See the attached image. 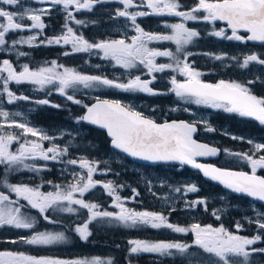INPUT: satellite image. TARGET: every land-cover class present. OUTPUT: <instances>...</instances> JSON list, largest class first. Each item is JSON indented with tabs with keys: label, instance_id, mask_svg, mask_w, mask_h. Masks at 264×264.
I'll use <instances>...</instances> for the list:
<instances>
[{
	"label": "snow or ice",
	"instance_id": "6c2138e0",
	"mask_svg": "<svg viewBox=\"0 0 264 264\" xmlns=\"http://www.w3.org/2000/svg\"><path fill=\"white\" fill-rule=\"evenodd\" d=\"M32 3L60 6L66 13L63 34L55 37H45L40 41L41 45H71L72 52H65L64 55L87 53L97 55L102 60L114 62L115 66H120L129 75L127 82H120L118 78L110 79L106 75H90L81 73L76 68H69L53 60L45 62L35 70L30 69L29 65H20L17 72L13 63L9 59L0 62V119L11 120L7 124L8 128L22 130V135L6 134L4 124H0V228L12 226L16 230H27L31 235H21L17 239L8 241L13 244L27 246H55L66 242L67 237L64 231H36L38 217L31 215L32 211L37 212L39 218L53 227H63L60 220L54 219L53 214L68 213L77 214L79 206L81 209L88 210L89 220L82 226L77 225L72 230L79 235L82 240H87L91 235L88 224L100 222L123 225L128 228L150 227L152 229H168L178 234H193L191 244L180 242H149L145 240H130L129 254H159L165 257L179 256L186 258L189 249L198 248L204 253L215 257L216 264H233L234 260H240L241 264H251L250 257L257 252L264 254V249H253L248 251V246L255 245L257 242H264L260 234L253 237H245L233 234L223 226L213 227L212 225L201 226L194 223L189 227H182L168 222L169 217L163 213L154 211H136L125 207L126 198H121L117 192V187L113 181L100 182L94 180V173H97V165L86 159L61 160L69 148L72 141L61 148L56 143L57 139H63L71 133L60 132L59 136H50L41 129L28 126V122L17 123L15 117L21 116L20 112L10 113L4 111L5 101L2 99L7 96L6 103L24 101L38 105H48L47 99L32 101L28 96L16 95L10 90L9 84L14 82L19 85L23 82L33 84L39 90H44L48 86L55 88L68 101L82 105L86 112L79 117L77 123L81 121L90 122L93 125H100L107 129L111 143L116 149L122 150L133 158H140L146 161H178L182 165H190L203 172L204 176L213 181H218L229 189L237 193H244L250 197L264 201V177L256 175L258 168L264 169V155L254 158L253 154L230 152L225 149V154L241 160L247 161L251 165V174L248 172H237L229 169H222L213 165L204 164L197 158L216 156L220 151L216 147L200 143L193 138L197 132V126L189 122H165L156 123L153 119L143 116L142 113L131 110L123 106L118 100H99L92 105H83L79 99H75L73 94L96 89L114 88L124 92H142L151 95L164 94L155 91L150 85L156 80L155 73H164L172 70L186 77L183 82L178 81L172 76L170 91L175 93L181 101L194 103L196 105H206L212 108H224L227 112H237L241 116L254 117L264 124V98L258 99L249 93L248 88L236 82H226L220 80L216 84L204 83L199 79L203 73L196 71L188 63V56L192 53L186 52V47L194 42V38L199 37L200 33L189 29L186 24L189 21L203 20L214 23L216 21H226L227 29L231 30V35H227V30L221 28L213 30L209 35L220 37L226 40L239 42L260 41L264 42V0H198L195 6L189 10H180L183 5L179 0H115L123 4V10L116 12V17H126L131 21V26L136 35L130 37L131 42L125 38L103 39L90 42L81 32L76 34L73 27L69 26L74 22L78 26H87L86 21L75 20L74 10H91L93 7L90 0H31ZM103 3L104 0H96ZM28 0H0V4L8 6L6 10L0 7V49L16 50L17 45L40 46L35 42L39 35H42L45 24L42 17L48 14L47 8L25 7ZM147 7L149 11H132V8ZM203 13V15H200ZM149 15L168 16L180 18L178 23H164L163 28L168 30L167 34L147 32L137 24L138 17ZM31 23L25 25L24 20ZM243 29L249 35L243 36L239 31ZM39 30L36 35L23 36L18 40L11 41L9 45L6 36L12 33L32 32ZM172 42L175 50H159L150 47L152 43ZM27 53L17 51V56H26ZM183 56V59L181 57ZM158 57L168 58V63H157ZM231 59L240 64L241 67H248L256 62L264 66V59L258 54H249L243 58L242 63L237 57H227V54L216 55L215 60ZM50 65V66H47ZM99 68V65H96ZM131 70L141 71V75L131 76ZM6 74V75H5ZM147 74L151 79L145 80L141 76ZM50 94V93H49ZM59 108V105H54ZM207 131H215L207 127ZM36 139L29 140L28 135ZM233 139H243L232 137ZM23 140V142H21ZM47 141L51 146L45 148L44 142ZM19 146L13 151L12 145ZM253 153L264 150V144L254 143ZM59 162L63 165L62 175H69L71 180L66 185H52L55 191L42 192V185L30 186L26 183H11L12 175H19L22 172L39 174L42 171H50L47 162ZM38 162H43V166H37ZM68 166H78L79 172L68 173ZM86 170V173L85 171ZM101 175L108 173L100 172ZM100 185L106 193L112 197V205L118 211L101 210L95 203L86 202L83 198L90 190H94ZM123 187V186H120ZM132 199L135 200L139 193L135 189ZM178 195L186 196L189 193L198 191L195 185H189L181 190L172 189ZM7 192V194H5ZM154 195V193H153ZM15 197L14 199L12 197ZM79 197V198H78ZM164 200V206L170 207L168 197H158ZM186 208L191 210L199 205L206 208V200L197 199L195 201L185 200ZM172 211L176 209L171 208ZM213 215H216L214 212ZM217 219L219 217L217 216ZM249 222H252L251 220ZM258 232H264V215L256 218ZM236 231L242 229V225L236 224ZM0 264H113L111 259L103 260L99 257L91 259H61L50 256H33L24 252H0Z\"/></svg>",
	"mask_w": 264,
	"mask_h": 264
},
{
	"label": "flooded vegetation",
	"instance_id": "af4514ba",
	"mask_svg": "<svg viewBox=\"0 0 264 264\" xmlns=\"http://www.w3.org/2000/svg\"><path fill=\"white\" fill-rule=\"evenodd\" d=\"M90 2H92L93 4L91 10H80L79 12H76L74 10V6H70L69 10L73 11L75 20H83L88 22L86 27L78 26L74 22H70L69 26L73 27L76 34L79 35L82 32L84 37L90 42H95L103 39L125 38L126 41L130 43V37L136 35L134 29L131 26V21L126 17L114 18L111 16L109 18V16L102 13L107 9V7L114 4L115 6L117 4L120 5L121 10H123V4L117 3L115 2V0H104L103 3H97L96 0H90ZM133 2L138 3L139 0H133ZM179 2L184 6L180 10L184 11L189 10L193 6H195L198 0H179ZM30 5L32 6V8L48 9V14L42 17L45 28L43 29L42 35H39L35 42L40 46L17 45L16 50H11L10 48L0 49V62H2L3 59H9L13 63L16 71L19 72L21 70L20 65L27 64L29 65L30 69L35 70L41 66H45V62L55 60L60 65L69 68H76L84 74L101 76L106 75L108 78L114 77L111 72L113 67L110 65V63H106L105 60H102L97 55L76 53L66 56L64 55L65 52H72L70 44L41 45L40 41L45 37L51 38L63 34L66 13L62 11V5H42L32 3L31 0H28V3L25 4V7H29ZM0 7L5 8L6 10L8 9V6L4 4H0ZM129 11H149V9L145 6L141 8H132L129 9ZM200 15H203V13H201ZM116 19L119 20L120 29L119 31H111L110 24L115 27ZM136 22L147 32L167 34L168 30L163 28L162 25L164 23H178L180 22V18L149 15L145 17H138ZM23 23L25 25H28L31 22L26 19L23 21ZM186 26L189 29L196 30L200 33L199 37L194 38V42L186 47V52L192 53V55L188 56V63L193 67L194 70L203 73V75L199 77L201 81L211 84H216L220 80H224L226 82H236L248 88L251 95L256 96L258 99L264 98V66H261L259 63L254 62L245 68L241 67L239 63L233 60V65L225 67L221 65L223 61L213 59V57L216 55H223L222 52L226 53L227 57H233V55L240 57L239 61L241 63V59H243L246 55L253 53L258 54L261 59H264V44L253 43L251 41H248L246 43L235 40L230 41L220 37H215L214 35H209V33H211L214 29L219 30L221 28L227 30V35H231V30L227 29V23L223 21H216L214 23L205 22L203 20L189 21L187 22ZM37 32H39V30H33L32 32L25 31L23 33H12L6 36V40L10 45L11 41L18 40L21 35L26 37ZM239 34L243 36L248 35V33L244 31H239ZM149 46L158 48L159 50H175V45L170 41L160 43L154 42ZM17 51L27 53V55L18 57ZM181 59H183V56L181 57ZM156 62L168 63L169 60L166 57H158ZM96 65H99L100 67L97 68ZM125 72L126 71L120 67L119 74L115 78H118L120 82H127L130 77L129 75H125ZM136 75H141V71L131 70V76L134 77ZM154 75L156 76V80L152 82L150 87H152L155 91L164 94L151 95L142 92L131 93L124 92L122 90L115 91L112 90V88L96 89L78 93L69 92V94H73L75 99L81 100L83 102V105L89 106L95 100V98H114L129 107L131 110L138 111L144 116L152 118L158 122L169 121L171 119H187L190 122L197 124L199 133H204L208 138L217 136L218 138L214 141L215 143L220 142V139H232L240 142V145L247 149H249V147L251 146L246 139H257L264 143V124H262L255 118L241 116L237 112L226 114L217 108L215 113V110H211V116L208 117L207 122L204 123V120L200 119L198 116H194V114H191L190 112L188 113L185 110L175 112L174 110H172V108H169V106L178 104V102L183 103V101L176 97L174 92L170 91L172 87L170 79L172 76H175L178 81L183 82L186 77L179 74L178 72H173L172 70H166L164 73H155ZM141 78L145 80L151 79V77L147 74L142 75ZM9 88L16 95L28 96L32 101H39L42 99H47L49 101L48 105H38L35 103H28L24 101H19L9 105L6 103L7 96L5 95L2 98L5 101L3 108L4 111H8L10 113H21V116L15 117L17 123L28 122L29 125L35 128H41L42 130L45 129L47 134L50 136H59L60 132L62 131L71 133V135H66L63 139L56 140V143L60 145L61 148H63L68 143V141H72V146L69 148L68 153L64 157H61V160H79L80 157H83V159L87 157L88 159H90V162L96 163L98 171L97 173H94L93 178L95 181L100 182H107L110 180V167H124V163L110 164L109 162H100L99 160L95 161L93 159L90 154V150L94 147L95 142L93 138L95 130H102L87 124L85 121L77 123L78 118L83 116L86 112V109L82 105L68 101L65 96L61 95L52 86H48L44 90H39L36 86L28 82H23L19 85H16L14 82H12L9 84ZM54 105H59L60 107L57 108L54 107ZM8 123H11V120L4 121L3 119H0V124L5 125L4 132L6 134H13L18 136L22 135V130L8 128ZM207 127H211L215 129V131H207ZM224 128H227V130H224ZM103 133L108 138L106 133ZM233 133L237 136L245 137L244 140L246 142L231 138L229 135H234ZM28 139L32 140L36 138L32 137L31 134H29ZM21 142H23V140H21ZM108 145L110 146V141ZM18 146V144L14 143L12 145V150L14 151ZM50 146L51 145L47 141L44 142L45 148ZM105 152L106 154L103 155V158L107 157V150L103 153ZM262 152L264 153V151ZM100 158L101 157H99V159ZM131 164L138 166L144 165L135 162ZM37 166L42 167L43 162H38ZM159 166L163 168L168 167V165H158L155 167ZM77 167L78 166H68V173L73 172V170H77ZM47 168L51 170L42 171L39 174H32L25 171L19 175H12L10 178V182L14 184L26 183L30 186L42 185L40 190L45 193L49 191H55V188L52 187V185H66L70 182L71 177L69 175L61 174V169L63 168V165L61 163L49 161L47 162ZM105 171L108 173L107 175L99 174L100 172ZM2 172L3 170L0 169V175H2ZM48 181H51L52 185H49L47 183ZM113 182L114 184L119 183L123 186L122 188L118 187L117 190L121 192V198H126L125 207L129 209L135 208L136 211H143L142 194H140V192L145 191L147 193V191L139 184V178L133 179L132 181H126L124 179H114ZM124 182L130 183L132 186L130 188H127L124 185ZM133 189H135L136 192L139 193V195L136 196L135 200L132 199ZM126 191H129L130 194L126 193ZM5 194H7V192ZM222 197L223 196H220V202L223 203V206L230 207L232 209H241L242 211L243 209L246 211H250L251 215L247 216L248 220L256 222L257 218V216L254 215L256 213V210L252 209L250 207V204L256 205L260 210L264 211V208L256 202L246 201L245 205H242L241 203H239V201L231 200L229 199V197H227L228 199L224 202V198ZM12 198L14 199L15 197L13 196ZM83 198L86 202L99 205L101 210L114 212L118 211V209L110 206L112 205L110 203L112 197H110L99 184L94 190H90V192L86 193ZM148 198L150 199V201L148 200L149 202L152 201L154 203V200H151L150 197ZM154 206L155 205L152 204L148 205V208L146 210L156 212ZM73 207L77 209V214H53V218L60 220L63 224V227L55 228L53 227V225L48 224L43 219L39 218L37 212H31V215H36L38 217V224L35 229L36 231L61 230L66 232L67 244L65 242L61 245H55L52 247L54 249L52 253L56 256H66L68 259H75L77 254H74L73 250L76 253L87 251L89 254L92 253L94 255L95 253V256L97 257H100V255H105L106 257H108V260H113L114 264H122V261L123 264H129L135 261H127V255L131 257H139L142 253L139 255H130V245L128 241L145 240L149 242H158L156 238L142 237L143 227L135 229L122 226L112 227L107 223L100 222L89 223L88 230L90 231L91 235L87 240L80 241L81 238L72 229L77 225L82 226L85 222H88L89 213L88 210L81 209L79 208V206ZM28 234L31 235V232L27 230H16L12 226H4L3 228H0V240L3 241L2 244L4 245L2 250L10 251V249L14 247L13 244L8 241L17 239L21 235L26 236ZM69 237L71 238V240ZM24 247L27 248L23 249L25 253L31 250L30 246L24 245ZM32 248L34 249V251L40 252L43 246H32ZM56 249H58L59 253H54ZM60 249H66L67 251L62 252L60 251ZM117 251H120L121 253H115L116 257L112 259V254L110 252L114 253ZM107 253L110 254L107 255ZM44 254L45 253L40 252V255Z\"/></svg>",
	"mask_w": 264,
	"mask_h": 264
},
{
	"label": "trees",
	"instance_id": "16d2710c",
	"mask_svg": "<svg viewBox=\"0 0 264 264\" xmlns=\"http://www.w3.org/2000/svg\"><path fill=\"white\" fill-rule=\"evenodd\" d=\"M115 4L112 6L107 7L105 11H103V14H106L107 16L111 17V15L115 12ZM102 14V15H103ZM114 17V16H113ZM115 18V17H114ZM103 134V135H102ZM217 136H213L212 138H208L204 133L199 134V139L201 140H213L217 139ZM94 147L91 149V156L95 161L99 160V157L103 158V155L106 154L103 153L107 150L109 153L113 150L110 148L109 139L105 136V134L102 131L95 130L94 134ZM221 143L219 144L222 148V154L218 160L215 162L221 166H230L235 168H242L245 170H250L245 165L240 164H233L234 160H231L233 156H228L225 154V149L229 150L230 152H238L240 146L239 143L235 140L226 139V140L220 139ZM238 143V145H237ZM107 147V149H106ZM122 158L124 159V167L119 166H112L110 167L111 171V177H113L116 180H133L138 179V173L134 170H131L128 166L132 162L125 156L122 155ZM237 158H235L236 160ZM117 162H112V164ZM119 164V162H118ZM142 169H145L148 172L154 171L157 172L160 175H163L165 178H167L172 185L178 187L182 186L183 188L186 184H190L191 182L196 183V187L198 189L195 193H189L186 196H183V200L179 201L176 210L172 211L168 208L162 209V206L158 203L154 204L150 199L145 195L142 197V206L143 210L148 208V205H155V210L163 213L165 216L169 217V222L174 225L179 226H186L190 223H193L192 220L198 221L201 226L206 225H212L213 227H221L223 226L226 230L233 232V234L237 233L238 235L245 236V237H253L254 235L260 234L262 238H264V232H258L256 222L247 219L248 215H251L250 211H242L241 209H232L230 207L223 206V203L220 202V196L229 197L231 200L239 201L242 205H245L246 201H249V199L245 197H239L231 194L228 191H225L220 186L213 184L209 181H206L203 179L201 174L199 172H195L190 170L187 167H180V166H168V167H149L145 165H140ZM259 173L264 175V169H259ZM127 188H130L131 184H125ZM126 193L130 194L129 191H126ZM197 199H204L206 200V208L204 205H199L195 209H187L185 206V200L187 201H195ZM149 200V201H148ZM225 202V201H224ZM151 203V204H150ZM216 213V215H213V213ZM195 215L196 218L189 219ZM217 216L219 219H217ZM239 223L242 225V229L237 232L236 231V224ZM168 229H160L156 231V234H154L155 229H150L149 227H143L142 234L144 238L151 237L156 238L159 241L164 242H180V243H192V233H188L186 235L173 233L172 231H169ZM156 236V237H154ZM2 240H0V250L4 247L2 244ZM13 244V243H12ZM21 244H13V249H18ZM26 248V247H25ZM32 250H34L32 247H30ZM253 249H264V242H257L255 245L248 246V251H252ZM119 254V253H118ZM127 261H138L142 263H150V264H216L215 257L210 256L203 251H201L198 248H191L189 249V255L186 258H180L179 256L174 257H165L160 256L159 254H149V253H142L141 256H126ZM251 264H259L261 262H264V254H259L258 252L250 257ZM123 264V261H122ZM233 264H241L240 260H234Z\"/></svg>",
	"mask_w": 264,
	"mask_h": 264
},
{
	"label": "rangeland",
	"instance_id": "374dc122",
	"mask_svg": "<svg viewBox=\"0 0 264 264\" xmlns=\"http://www.w3.org/2000/svg\"><path fill=\"white\" fill-rule=\"evenodd\" d=\"M29 7H32L31 5L29 6ZM115 12L111 15L112 17L114 16L115 18H119V17H116V12L118 11V10H121V7H120V5H116L115 6ZM105 18H108V17H105ZM110 18V17H109ZM119 23V20L118 19H116V22H115V27H113L111 24H110V30L111 31H119V29H120V23ZM37 33H34V34H32V35H36ZM112 39H118V38H112ZM222 54L224 55V54H226V53H224V52H222ZM233 57H238V56H236V55H233ZM240 57H238V59H239ZM242 61H243V59H241ZM106 61V60H105ZM223 62H222V64L221 65H223V66H225V67H227V66H229V65H233V60H231V59H224V60H222ZM106 63H110V65L113 67V69H112V75L114 76L113 78H111V79H114L116 76H118V74H119V68H120V66H115L114 67V62H109V61H106ZM255 66H256V64H255ZM125 75H128L126 72H125ZM113 90H115V91H119V89H113ZM176 102V101H175ZM177 103V102H176ZM169 108H172V110H174L175 112H179V111H183V110H185V111H187L188 113L190 112L191 114H194V116H198L200 119H202V120H204V123L205 122H207V120H208V117H210L211 116V114H212V109L213 110H215L214 111V113L216 112V110H217V108H212V107H210V106H206V105H196V104H194V103H185V102H183V103H179L178 102V104H175V105H171V106H169ZM218 109H220L222 112H224V113H226V114H231V112H227L224 108H218ZM252 118H254V117H252ZM203 122V121H202ZM22 123H25V122H22ZM226 125V124H225ZM28 126H30V127H33V126H31V125H29L28 124ZM35 128V127H34ZM37 129H41V128H37ZM42 130V129H41ZM224 130H227V128H224ZM43 131L44 132H46V130L45 129H43ZM47 133V132H46ZM234 134V133H233ZM231 138L232 137H237V138H243V139H236V140H240V141H244V142H246L245 140H244V138L245 137H243V136H237V135H229ZM232 140V139H231ZM228 140H226V142H227ZM248 141H252V142H254V143H260V144H264L262 141H259V140H257V139H248ZM238 143H239V145H238ZM237 143V145L238 146H240L239 148H241V149H239L238 150V152L239 153H248V154H253L254 155V158H259V156L260 155H264V153L262 152V151H264V150H262V151H260V152H258V153H253V144H250V146L251 147H249V149H247V148H245V147H243L242 145H240V142H238ZM245 144V143H244ZM249 146V145H248ZM235 158L236 157H232V159L231 160H234L233 161V164H240V165H245V166H247L250 170L249 171H251V165L249 164V163H247V161H245V160H241V159H236L235 160ZM80 159H83V157H80ZM84 159H86V160H90V159H88L87 157H85ZM113 160H114V162H117V163H114V164H118V162H119V164H123L124 163V159L122 158V155L121 154H119L118 152H116V151H110L108 154H107V157H105V158H100L99 159V161L100 162H109L110 164H112V162H113ZM128 166H130L129 168L131 169V170H134V171H136L137 173H138V178H139V184L143 187V188H145V190L147 191V193L145 192V191H143V192H140V194H142V197H143V195H147L148 197H150L151 198V200H154V202H156V203H159L161 206H162V209H166V206H164V204H165V202H164V200H162V199H158V197H168L169 198V204H170V209L172 208V207H174V208H176V205L178 204V202L179 201H181V200H183V195H178V194H176V193H174V191H172V189H175V188H180L181 190H183V188L184 187H186V186H189V185H195L196 186V183L195 182H191L190 184H186L183 188H181L182 186H178V187H176V186H174V185H172L171 183H169L168 182V180L166 179V178H164L163 177V175H160V174H158L157 172H154V171H151V172H148V171H146L145 169H142L140 166H138V165H134V164H131V165H128ZM78 169L77 170H73V171H75V172H79L80 171V169H79V167H77ZM258 169H260V168H258ZM257 169V170H258ZM85 171V173H86V170H84ZM114 180V178L113 177H111L110 176V180L109 181H113ZM138 182V181H137ZM125 184H130V183H128V182H124V185ZM115 186L118 188V187H120V186H122L121 184H119V183H117V184H115ZM122 188V187H121ZM117 192H118V194L122 197V195H121V192H119L118 190H117ZM153 193H154V195H153ZM222 198H224L223 199V201H226L228 198L226 197V195L225 196H223ZM136 199V198H135ZM228 201H230V200H228ZM142 202H144V201H142ZM110 203L112 204V199L110 200ZM186 207V206H185ZM250 207L252 208V209H254V210H256V213L254 214V215H256L257 217L258 216H261V215H264V211L263 210H260L256 205H253V204H250ZM134 210H136L135 208H134ZM144 211V210H143ZM157 212V211H156ZM194 223H196L195 221H193V223H190V224H188V225H186V226H182V227H189V226H191L192 224H194ZM110 226H112V227H120V226H122V227H125V226H123V225H118V224H111ZM179 226V225H178ZM126 228H128V227H126ZM56 231H61V230H56ZM169 231H171V230H169ZM168 231V232H169ZM235 234H237V233H235ZM29 235V234H28ZM65 235H66V232H65ZM183 235H186V234H183ZM67 237V236H66ZM70 238V237H69ZM70 240H71V238H70ZM80 241H83L82 239L80 240ZM155 242V241H154ZM157 242V241H156ZM158 242H160L159 240H158ZM63 243H65V242H63ZM62 243H60V244H58V245H61ZM66 244H67V241H66ZM30 247H32V246H30ZM53 246H48V248H44V246H43V248H41V253H45L44 255H40V252H37V251H34V250H30V251H28V252H26L25 253V251L23 250V249H27V248H25V247H19L18 249H10V251L9 250H7V252H24L25 254H27V255H33V256H50V257H55V258H61V259H68L66 256L65 257H61V256H56V255H54L52 252H53V248H52ZM39 249V248H38ZM6 251V250H5ZM5 251H3L2 249L0 250V252H5ZM60 251H62V252H66L67 250L65 249H60ZM202 251V250H201ZM54 253H59V251H58V249H56V251L54 252ZM73 253L74 254H77V256H76V258L75 259H84V258H88V259H91V258H94V257H97V256H95V253H94V255L91 253V254H89L87 251H83V252H78V253H76L74 250H73ZM111 254H112V259L113 258H115L116 256H115V253H121L120 251H117V252H110ZM110 253H107V255H109ZM79 254V255H78ZM102 256H104V257H102ZM100 255V257L99 258H101V259H106V260H108L107 258L108 257H106L105 255ZM106 257V258H105ZM113 261V260H112ZM113 264H114V262H113Z\"/></svg>",
	"mask_w": 264,
	"mask_h": 264
},
{
	"label": "water",
	"instance_id": "95a60500",
	"mask_svg": "<svg viewBox=\"0 0 264 264\" xmlns=\"http://www.w3.org/2000/svg\"><path fill=\"white\" fill-rule=\"evenodd\" d=\"M223 22L226 23V21H223ZM240 31H244V32H246V31L243 30V29H241ZM246 33H247V32H246ZM251 42H254V43H262V44H264V42H260V41H251ZM99 100H105V99H99ZM107 100H112V99H107ZM96 101H97V100H96ZM96 101H94V102L91 103L90 105L96 103ZM121 104H122V103H121ZM122 105L125 106L124 104H122ZM144 117H146V116H144ZM146 118H149V117H146ZM149 119H151V118H149ZM154 121H155V120H154ZM173 121H176V122H181V121L189 122V121L184 120V119H181V120H171V121H167V122H168V123H171V122H173ZM85 122H86V121H85ZM155 122L158 123V124L165 123V122H157V121H155ZM86 123L89 124V125H91V126H93V127H95V128H97V129L104 130V131L106 132L108 138H109L110 141H111L112 138H111L110 135L108 134V131H107L106 128H104V127H102V126H100V125H93V124H91L90 122H86ZM189 123H190V122H189ZM196 126H197V125H196ZM197 134H198V127H197V132L193 134V138H194L196 141L200 142V143L208 144L209 146H211V147H216L217 149L220 150L216 156H209V157L197 158L199 162L204 163V164H208V165H213V166H215V167L222 168V169H229V170L237 171V172L243 171V172H248L249 174H251V172H250V171H247V170H243V169H239V168H234V167L221 166V165H218V164L214 163L212 160L219 158V157L221 156V152H222V150H221L218 146H216V145H213V144H211V143H209V142H206V141L199 140V139L197 138ZM110 145H111V147H112L113 149H115L116 151L120 152L121 154L126 155L128 158H130L131 160H133V161H135V162L145 163V164H148V165H158V164H163V163H165V164L180 165V166L188 167L189 169H191V170H193V171H197V172H199L205 180L210 181V182H212V183H214V184H216V185H219V186H220L221 188H223L224 190L230 191V192H231L232 194H234V195L247 197V198L252 199L253 201L258 202V203H260L261 205L264 206V201H260L258 198L250 197V196H248L247 194H244V193H237V192L233 191L232 189H229V188H227L226 186H224L223 184L219 183L218 181H213V180H211L209 177L204 176V174H203L202 171L197 170V169L193 168V167L190 166V165H182V164H180V162H178V161H146V160H143V159H140V158H133V157L130 156L129 154L124 153L122 150H120V149H116V148L112 145L111 142H110ZM256 175L261 176V177H264L263 175L258 174V173H256ZM130 264H146V263L136 262V263H130Z\"/></svg>",
	"mask_w": 264,
	"mask_h": 264
}]
</instances>
